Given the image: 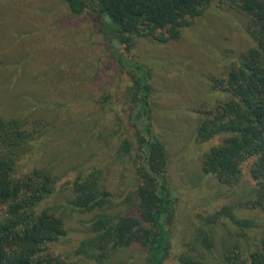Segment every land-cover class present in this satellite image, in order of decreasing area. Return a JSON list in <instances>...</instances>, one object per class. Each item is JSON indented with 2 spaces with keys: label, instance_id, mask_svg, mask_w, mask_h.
Returning a JSON list of instances; mask_svg holds the SVG:
<instances>
[{
  "label": "rangeland",
  "instance_id": "obj_1",
  "mask_svg": "<svg viewBox=\"0 0 264 264\" xmlns=\"http://www.w3.org/2000/svg\"><path fill=\"white\" fill-rule=\"evenodd\" d=\"M246 25L244 15L213 2L177 39L144 37L127 50L113 45L104 26L72 16L64 0H0V116L28 125L40 122L44 134L23 159L22 169L44 168L56 178L48 206L66 230L56 253L71 252L97 212L70 204V184L78 170L109 168V211L132 209L124 201L132 189V166L127 156H116L120 134L115 132L116 111L128 108L124 90L130 84L129 61L148 71L152 128L165 146L167 183L175 196L164 264H176L179 253L190 248L208 264H220L225 214L211 226V248L199 228H208L206 218L224 206L237 217L264 225L263 214L240 206L246 198L237 192L248 177L246 168L234 187L223 185L203 172L201 156L208 144L195 139L198 110L215 99L210 78L222 76L253 45ZM120 128L125 134L131 131L128 123ZM145 257L135 246L116 252L104 264H144Z\"/></svg>",
  "mask_w": 264,
  "mask_h": 264
},
{
  "label": "trees",
  "instance_id": "obj_2",
  "mask_svg": "<svg viewBox=\"0 0 264 264\" xmlns=\"http://www.w3.org/2000/svg\"><path fill=\"white\" fill-rule=\"evenodd\" d=\"M64 1L72 16L104 26L113 45L127 50L144 37L160 42L177 39L213 2L247 18L253 45L222 76L210 78L215 99L198 110L195 139L208 144L201 156L203 172L223 185L234 187L246 168L248 177L237 192L246 198L240 206L264 215V0ZM119 64L125 65L120 59ZM126 67L128 108L116 111L115 132L120 134L116 156H127L132 166V189L124 200L132 209L109 211L113 206L107 188L109 168L93 165L78 170L70 184V204L82 212H97L87 221L77 246L65 255L56 253L66 236L62 219L48 206L56 178L44 168L22 169L23 159L44 134L40 122L28 125L20 118L0 116V264H104L116 252L135 246L145 251L144 264H164L175 205L167 183L168 158L152 128L148 71L134 61ZM127 123L129 134L120 128ZM222 214L228 237L220 264H264V225L235 216L228 206L206 218L208 228H199L205 245L213 246L211 226ZM203 258L190 248L179 253L176 264H208Z\"/></svg>",
  "mask_w": 264,
  "mask_h": 264
}]
</instances>
